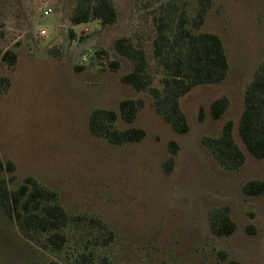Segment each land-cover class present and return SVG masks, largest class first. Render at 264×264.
<instances>
[{"label": "rangeland", "instance_id": "obj_1", "mask_svg": "<svg viewBox=\"0 0 264 264\" xmlns=\"http://www.w3.org/2000/svg\"><path fill=\"white\" fill-rule=\"evenodd\" d=\"M114 1L119 11L115 24L77 25L78 37L71 40V29L57 25L71 23L77 0H0V76L12 80L0 95L1 158L16 164L19 181L32 175L57 190L70 213L94 216L109 226L114 239L98 247L96 264H105L102 257L107 264H227L231 258L264 264V194L243 191L247 181L264 180V159L254 157L238 133L245 89L264 60V0H214L202 30L221 36L230 70L222 82L199 85L181 99L190 123L186 134L157 114L147 93L121 81L133 62L117 54L113 44L123 36L141 43L158 84L163 72L153 56L156 16L166 13L162 7L173 1L184 2L192 16L196 0ZM47 6L54 13L45 16ZM41 29L47 34L41 35ZM8 48L18 53L14 69L2 60ZM100 49L108 57L97 56ZM84 53L89 60L77 72ZM110 60H119L120 68H110ZM224 95L230 108L214 119L210 105ZM130 98H143L145 105L134 123L120 119L118 125L143 128L145 139L118 146L95 137L89 127L91 112L118 111L120 102ZM201 107L204 120L199 119ZM230 119L246 154L237 171L221 168L202 143L204 136H219ZM172 141L178 151L168 173L164 163ZM225 205L237 228L217 236L209 213ZM82 236L73 227L64 250L40 249L22 238L0 210V264L46 259L77 264L75 257L85 249Z\"/></svg>", "mask_w": 264, "mask_h": 264}, {"label": "trees", "instance_id": "obj_2", "mask_svg": "<svg viewBox=\"0 0 264 264\" xmlns=\"http://www.w3.org/2000/svg\"><path fill=\"white\" fill-rule=\"evenodd\" d=\"M196 13L189 15L185 3L172 2L165 7L167 12L156 16L153 38V56L162 69L163 75L156 84V76L151 72V64L146 49L130 37L123 36L114 41V51L133 62L131 71L121 77V81L138 92L147 93L153 101L158 115L169 123L179 134L190 131V123L181 105V99L199 85L220 83L227 77L230 63L226 47L220 35L203 31L206 16L213 7L214 0H196ZM171 8H173L171 10ZM119 11L114 0H77L69 14V21L75 26L99 23L103 26L115 24ZM78 33L71 29L69 37L76 39ZM81 40L86 36H80ZM59 52V51H58ZM99 57H108L105 49L96 51ZM2 60L10 69L18 61V53L8 48L2 52ZM108 66L120 68L119 60H110ZM80 72L84 66L76 64ZM12 85L10 76H0V95ZM143 98L124 99L119 110L109 108L94 109L89 117L91 133L113 145L140 142L145 139L143 128L128 126L121 128L120 119L132 124L144 107ZM227 95L212 101L210 112L214 119H220L230 108ZM205 111L201 107L199 119L204 120ZM235 122L228 120L219 136H204L203 145L211 152L217 164L228 171L239 170L246 162V154L234 134ZM239 136L246 149L256 158L264 159V60L258 65L244 93V108L238 126ZM171 155L164 163L170 173L175 164L178 144L171 142ZM16 164L0 155V210L17 226L18 233L32 241L38 248L61 251L69 242L70 230H81L85 239V249L75 257L77 264H96L97 249L107 246L114 233L101 219L85 214H72L61 203L57 190L30 175L19 181ZM247 195L264 194V180L252 179L243 186ZM212 231L217 236H228L235 232L237 224L227 205L213 208L209 213ZM96 242V243H95ZM107 264V257H102ZM32 264H63L46 259ZM227 264H245L236 259H228Z\"/></svg>", "mask_w": 264, "mask_h": 264}, {"label": "built area", "instance_id": "obj_3", "mask_svg": "<svg viewBox=\"0 0 264 264\" xmlns=\"http://www.w3.org/2000/svg\"><path fill=\"white\" fill-rule=\"evenodd\" d=\"M52 13H54V8L47 6L43 9V15L48 16L51 15ZM58 27H62V28H70V29H75V25L73 23L70 24H58ZM39 33L41 35H45L47 34V30L46 29H41L39 31ZM89 60V55L87 53H84L80 56V60L78 62L79 65H82L83 63L87 62Z\"/></svg>", "mask_w": 264, "mask_h": 264}]
</instances>
